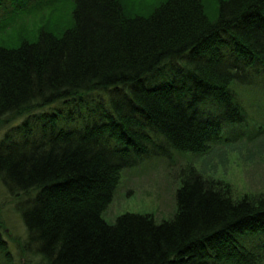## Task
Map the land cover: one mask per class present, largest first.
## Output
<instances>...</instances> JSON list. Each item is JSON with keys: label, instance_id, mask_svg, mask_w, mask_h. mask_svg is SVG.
Masks as SVG:
<instances>
[{"label": "trees", "instance_id": "trees-1", "mask_svg": "<svg viewBox=\"0 0 264 264\" xmlns=\"http://www.w3.org/2000/svg\"><path fill=\"white\" fill-rule=\"evenodd\" d=\"M45 1L0 0V30ZM73 1L69 28L0 42V123L33 119L0 139L26 263L264 264V193L234 196L193 170L172 218L104 217L124 169L205 152L242 126L235 86L259 87L264 102V0H155L148 15L123 0ZM0 264H23L1 233Z\"/></svg>", "mask_w": 264, "mask_h": 264}, {"label": "rangeland", "instance_id": "rangeland-1", "mask_svg": "<svg viewBox=\"0 0 264 264\" xmlns=\"http://www.w3.org/2000/svg\"><path fill=\"white\" fill-rule=\"evenodd\" d=\"M154 1L123 0L132 14L140 15L150 14ZM73 2L46 0L36 9L6 23L7 26L0 30H3L0 33V42L19 34L31 37L41 25L50 26L53 30L69 28L74 23ZM242 4L235 2L234 5ZM207 13L213 19L217 17L218 11L213 2L207 6ZM234 89L239 101L247 107L242 126L234 124L235 130L227 133L222 142L205 152L195 154L173 151L171 158L145 159L138 165L124 169L113 200L104 212L108 222L114 223L119 215L127 212L149 213L159 221L172 218L177 210V189L190 170L210 184L229 186L234 196L264 193V102L258 103L256 99L262 97L260 88L256 87L255 90L253 86L238 85ZM52 109H66V106L58 104L45 107L38 109L37 114L41 111H53ZM26 119L33 121L31 116L27 117L25 114L4 116L0 123V139L9 129ZM256 133H259L257 140ZM233 134L237 135L232 136ZM19 200V197L9 192L0 178V233L8 240L15 260H23V264H27L28 256H25L22 248L27 238V230L17 208Z\"/></svg>", "mask_w": 264, "mask_h": 264}, {"label": "bare ground", "instance_id": "bare-ground-1", "mask_svg": "<svg viewBox=\"0 0 264 264\" xmlns=\"http://www.w3.org/2000/svg\"><path fill=\"white\" fill-rule=\"evenodd\" d=\"M209 125H211L210 123H209V121L207 122Z\"/></svg>", "mask_w": 264, "mask_h": 264}]
</instances>
